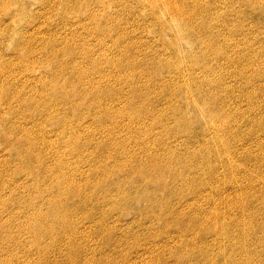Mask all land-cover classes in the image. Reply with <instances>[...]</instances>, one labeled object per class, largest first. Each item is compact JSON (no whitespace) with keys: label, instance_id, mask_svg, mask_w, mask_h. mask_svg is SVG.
Masks as SVG:
<instances>
[{"label":"bare ground","instance_id":"obj_1","mask_svg":"<svg viewBox=\"0 0 264 264\" xmlns=\"http://www.w3.org/2000/svg\"><path fill=\"white\" fill-rule=\"evenodd\" d=\"M145 2L157 26L154 33L159 39L154 42L163 49L158 58L155 56L157 60L151 56L155 60L151 65L149 49H137L119 24H110L104 15L80 21L75 14L82 3L46 6L57 17L61 15L56 25L67 28L63 33L46 22L40 26L47 31L46 38L37 37L36 29L19 30V42L13 49L24 47L18 54L22 71L51 66L53 79L21 86L30 89L26 93L9 86L12 83L0 67L4 150L21 163L13 167L3 159L5 155L0 160V198L7 195L0 200V264H48L49 252L55 251L59 253L54 264H144V257L138 255L136 260L129 254L149 245L152 223L160 226L154 233L162 240L155 252L144 250L146 255L155 253L148 264H264V255L258 257L264 253V218L260 213L264 208L254 211L257 204L264 207V195H257L255 186L258 182L264 187V161L254 157L255 164L239 168L241 159L252 158V149L264 155V53L251 56L250 52L257 51L251 45L243 49L250 43L245 32L264 24V0ZM235 2L241 5L240 10L233 9ZM257 5L262 9L257 10ZM7 6H3L6 12ZM158 10L164 12L167 22L156 16ZM69 14L73 21L66 19ZM232 15L236 23H231L227 35L228 28L223 33L221 25L228 27ZM171 27L168 41L163 40ZM69 38L82 44L71 46ZM161 72L165 77L160 79ZM252 76L258 79L257 84L251 81ZM231 78L241 84L230 85ZM236 91L240 96L236 97ZM60 93L72 101L68 97L60 100ZM157 97L169 107L157 110L150 102ZM233 99L244 102L246 110L233 108ZM141 104L143 112L138 111ZM184 107L192 116H187ZM79 108L82 115L77 114ZM5 116H9L7 120ZM149 116L152 124L146 125ZM171 122L178 130L168 128ZM195 123L197 127L191 128ZM160 124L165 139H151L152 128ZM135 126L145 130L143 135L133 131ZM236 141L242 157H237ZM14 145L18 148L13 149ZM221 149L229 155L225 159L220 158ZM250 172L259 176L249 177ZM13 173L24 174L29 183L9 177ZM15 184L22 187L21 194L12 187ZM42 185L48 190L40 191ZM36 196L41 205H35ZM141 199L147 208L136 210L128 224V206L137 207ZM201 202L211 207L199 209ZM6 206L20 209L24 223ZM94 207L100 209L98 220H92L96 212L89 209ZM254 221L258 226L252 225ZM243 229L262 237L246 241L249 236L245 237ZM94 231L108 244V253L87 245ZM171 231L176 233L173 242L180 244V250L168 243ZM61 232L72 234L62 245L66 237L59 241L54 236ZM132 232L142 238H125ZM20 233L25 238H18ZM109 234L117 238L106 237ZM30 246L37 254L36 262L26 254ZM14 250L22 252L20 263L10 255Z\"/></svg>","mask_w":264,"mask_h":264},{"label":"rangeland","instance_id":"obj_2","mask_svg":"<svg viewBox=\"0 0 264 264\" xmlns=\"http://www.w3.org/2000/svg\"><path fill=\"white\" fill-rule=\"evenodd\" d=\"M75 1H77L76 3H77V5H79V4H83V6L81 7L80 5H79V7H80V9H79V12L77 13V14H75V16L76 17H78V19H80V21H89L90 19H91V17L92 16H99V17H101L102 15H104V16H106V18H107V20L109 21V23L111 24H115V25H117V24H119L120 26H118V27H120V29H122L123 31L125 30V32H126V34H128L129 36H130V38L133 40V41H135L136 42V44H135V46H137V47H139V48H137V49H141V51H144L143 49H149V52H148V62H150V63H148V64H150L151 65V63H154L155 62V60H157L156 59V57L157 56H160L159 54H161L162 53V51H163V49L162 48H160V46L158 45V44H156L157 42H154V41H156L155 39L156 38H158V36L154 33V28H156L157 26H154L153 25V23H155L154 21L155 20H153L154 18H152V14H151V12H150V10H149V7H148V4H146V2H145V0H96L97 2H95V0H81V1H79V0H0V67H1V69H2V71H3V74H4V76L6 77H9V78H6L7 79V81H8V83H12L11 85H9V86H11L12 88H14V87H17V89L18 90H25L26 91V93H28V91H30V89L28 88V89H22V88H24L25 86H32V84H33V86H37V85H39L38 83H40L41 84V82H43V81H45V80H47V81H49V79L50 80H52L53 79V77L52 76H50L49 74H51V70H49L50 68H51V66H49V68L48 67H46L45 65H41V66H39V67H37L33 72H29V71H22V69L24 68V65L23 64H20V62H21V58L19 59V55L21 54L20 53V51L22 52V50H23V52L25 51L23 48L21 49H19L18 48V50H16L15 51V49H13L14 47H16L17 46V44H18V42H19V30H23V32L25 31L24 29L26 28L27 30H28V32H31V30H33V29H36V30H38L39 31V33H37L36 35H37V37H41V36H43L44 38H46L47 37V35H46V33H47V31L45 30V28L44 27H40V26H42L43 25V23L44 22H46V24H49V25H51V29H53L54 31H56V32H59V33H63L64 31H65V29H67V28H65V29H62L61 28V26L60 25H56V23H58V20H60L59 19V17L61 16H59V17H57L56 16V14H54V12H51V11H49L47 8H46V6H49V7H55V8H62L63 7V4H68V5H72L73 3H74V5L76 4L75 3ZM138 1H140V2H138ZM176 1H178V0H176ZM184 1H187V2H190L191 0H184ZM258 1V0H257ZM3 2V3H2ZM5 3H7L8 4V8H9V10H8V12H6V10H4V7L7 5V4H5ZM1 4L4 6H1ZM5 4V5H4ZM72 7V6H71ZM240 7H241V5L238 3V2H235L234 4H233V9L236 11V10H240ZM82 8V9H81ZM2 9H3V11L6 13H4V12H2ZM260 9H262V6L261 5H257V10H260ZM43 11H45L47 14H44V12ZM43 13V14H42ZM12 15V16H11ZM15 16V17H14ZM72 16L73 15H70L69 14V16L66 18V19H70V21H73V18H72ZM156 16L161 20V21H165V22H167V20H165L164 19V17H165V14H164V12L162 11V10H158L157 12H156ZM93 18V17H92ZM115 19V20H114ZM106 20V19H105ZM113 20V21H112ZM249 20H251V19H249ZM257 22H261V21H259V20H256ZM229 26L228 27H226V26H224V25H221V30H223V33H225L226 32V30L225 29H227L228 28V33H227V35H229V33H230V31H231V23H236L235 21H234V16L232 15L230 18H229ZM250 22V21H249ZM248 22V23H249ZM217 26H218V24H217ZM8 28V29H7ZM90 28H91V26H90ZM255 27H253L251 30H248V31H246L245 32V35L246 36H248L249 37V40H250V43L249 44H247V45H245V48H243V49H247V47L248 48H250V47H252V49L253 50H257V51H255V52H250L251 53V56L253 55H258V54H262V53H264V24H262V25H260L259 23H258V29L256 30V31H254L253 29H254ZM117 29V28H116ZM119 29V30H120ZM168 29V28H167ZM216 28H213V30H215ZM256 29V28H255ZM14 30V31H13ZM88 31L87 32H89V31H92V29H87ZM235 28H233V34L235 33ZM18 31V32H17ZM67 31V30H66ZM168 33H166L167 34V36H164L163 37V40H165V41H168V39H167V37H170L171 36V34H172V27H171V29L169 30L168 29ZM14 32V33H13ZM17 32V33H16ZM78 32H81V29H78ZM91 33V32H90ZM28 34V33H27ZM89 34V33H88ZM238 33L236 32V35H237ZM4 35V37H2ZM239 35V34H238ZM23 36H25L26 37V34H23ZM155 36H157V37H155ZM24 37V38H25ZM36 37V36H35ZM247 37V38H248ZM256 38V39H255ZM6 39V40H5ZM72 38H69V40H68V44H70L71 46H80L82 43L80 42V41H75V40H73V42H72V40H71ZM88 39H90V42L89 43H91V44H95V42L91 39V38H86V40L87 41H89ZM135 39V40H134ZM159 39V38H158ZM5 40V41H4ZM17 40H18V42H17ZM71 41V42H70ZM147 41V42H146ZM76 42H80L79 44L78 43H76ZM253 42V43H252ZM262 42V43H261ZM3 43V44H2ZM15 43V44H14ZM261 43V44H260ZM74 44V45H73ZM77 44V45H76ZM145 44V45H144ZM259 44V45H258ZM32 47L34 46V44H33V42H31V44H30ZM147 45V46H146ZM251 45V46H250ZM250 46V47H249ZM13 49V50H12ZM145 49V50H146ZM160 49V50H159ZM241 49V48H240ZM13 51H15L14 53H13ZM41 51H43V53H45L46 54V52L44 51V50H41ZM150 51H151V53H150ZM158 52V54H156ZM161 52V53H160ZM257 52V53H256ZM253 53V54H252ZM19 54V55H18ZM150 54H152V55H150ZM163 54H164V52H163ZM154 55V56H153ZM157 55V56H156ZM154 58L155 56V60H154V62L152 61L153 60V58ZM150 57V58H149ZM152 58V59H151ZM158 58V57H157ZM151 59V60H150ZM65 61H69V58H66V59H64ZM80 60H82L81 58L79 59V61ZM16 61V62H15ZM19 62V63H18ZM9 64H11V65H9ZM12 64L14 65V66H12ZM152 65H154V64H152ZM10 66H12V67H10ZM102 66L104 67V68H106V66L105 65H103V63H102ZM14 67V68H13ZM46 67V68H45ZM10 68H12L11 70H10ZM44 68H45V70H44ZM107 68L108 69H110L109 68V66H107ZM12 70H14V71H12ZM40 72H39V71ZM232 70V69H231ZM5 71V72H4ZM11 71V72H10ZM44 71V72H43ZM230 70H225V72H229ZM8 73V74H7ZM13 73V74H12ZM27 73V74H26ZM30 75H29V74ZM34 73V74H33ZM38 74V77H37V74ZM162 73H164V72H161V73H159L158 74V77L161 79V78H164L165 77V73L164 74H162ZM47 77V75L49 76L48 78H46L44 75ZM10 75V76H9ZM12 76V77H11ZM32 76L34 77V79L32 80ZM164 76V77H163ZM14 77H15V79H14ZM52 77V78H51ZM253 77V76H252ZM253 78H255L254 80H253ZM253 78H251L252 80V82L255 84H257V82L256 81H258V79L256 78V77H253ZM31 81H30V80ZM37 81H36V80ZM43 79V80H42ZM56 79V78H55ZM168 78H166L164 81H166ZM41 80V82H39ZM239 79H236L235 80V78H231V81H228L229 83H230V85H234L235 86V83H236V86L238 85V84H241L240 83V80L238 81ZM13 81V82H12ZM35 81V82H34ZM29 82H30V84H29ZM33 82V83H32ZM37 82V83H36ZM62 82V81H61ZM108 82V81H107ZM259 82V81H258ZM25 83V84H24ZM109 83H112V81L110 82V80H109ZM162 83V86L163 85H165L166 84V82H161ZM160 83V84H161ZM36 84V85H35ZM160 84L159 85H157V86H160ZM13 85V86H12ZM25 85V86H24ZM58 85H60V84H58ZM21 86H23L22 88H21ZM59 88H60V86H58ZM242 87V86H241ZM19 88H21V89H19ZM126 89V88H125ZM236 90H237V87H236ZM24 91V92H25ZM26 93H24V94H26ZM31 93V92H30ZM29 93V94H30ZM236 94L238 93V91H236L235 92ZM61 94V93H60ZM28 95V94H27ZM59 96V98H60V100L62 99V101H65L66 99H67V97H68V95L66 96V94L64 95V97H63V93L61 94V95H58ZM237 96H240V94L238 93L237 95H236V97ZM70 100H71V98L70 97H68ZM158 99V100H157ZM70 100H67L66 102H69ZM151 101V104H155L154 106H156V109H157V107H158V109L157 110H161V111H163V109H167L169 106L167 105L166 106V104L163 102V100H160L158 97L157 98H151L150 99ZM234 100V104H235V102H236V104L233 106V108H235L236 106V108H242L241 110H243V108L246 110V105L245 106H242L243 104H245L244 102L243 103H240L239 104V100L237 99V101L235 100V99H233ZM72 101V100H71ZM158 101V102H157ZM159 102L163 105V106H161V104H159ZM183 102H184V100L183 101H181V102H179V105H182L183 104ZM157 104V105H156ZM165 104V105H164ZM233 104V103H232ZM143 105L141 104V105H139L138 106V108H139V110L138 111H140V112H143V107H142ZM0 109H2L3 108V106L2 105H0ZM171 107V106H170ZM182 107V106H181ZM185 108V107H184ZM80 109V108H79ZM142 109V110H141ZM244 110V111H245ZM1 111V110H0ZM68 110H66V111H62V115L64 116L65 115V113L67 112ZM243 111V112H244ZM26 112V114L27 115H29V112L28 111H25ZM185 112H186V114H187V116L188 117H190V116H192L191 115V113L185 108ZM64 113V114H63ZM84 113V111L83 110H78L77 111V114L78 115H82V114ZM171 113V112H170ZM169 113V117L172 115V113L170 114ZM148 114V113H147ZM149 115V114H148ZM161 115V116H160ZM8 117L9 116H5V119L7 120L8 119ZM158 117H162V113H158ZM164 117V116H163ZM4 119V118H3ZM151 116H149L146 120H145V124L146 125H149V124H152L151 123ZM200 121L202 122V121H204V118L203 117H201V119H200ZM158 122H159V120H158ZM149 123V124H148ZM161 125H163V124H160V125H157V126H155L154 128H152V136L150 137L151 139H155V138H157V137H160V138H163V139H165V137L162 135V134H164L165 132L164 131H162V127H161ZM137 126V125H136ZM136 126H135V128H133V131L134 132H136L138 135H141L142 134V132L143 131H145L144 129H136ZM195 126V127H194ZM92 127V126H91ZM138 127V126H137ZM142 127V126H141ZM191 128H196L197 127V124L195 123V124H192L191 126H190ZM168 128H174L175 130H178V126H177V124H175L174 122H171L170 124H169V126H168ZM156 129V130H155ZM45 131H47V132H50V129L49 128H46V129H44ZM155 133H154V132ZM139 132V133H138ZM144 133V132H143ZM148 133V132H147ZM159 133V134H158ZM0 155H1V157H0V160H2V157H3V159L5 160V158H7L6 160L9 162V164L11 165L12 164V166L13 167H15V166H17V167H19L20 165H21V163H20V160L19 159H13V158H11V157H9L8 155H9V153H8V151H6V150H4V147H5V143H6V138H4L3 137V135H2V133H1V131H0ZM149 134V133H148ZM143 135V134H142ZM5 140V141H4ZM2 141V142H1ZM164 141H167L168 142V140H164ZM254 142V141H253ZM263 142V141H262ZM11 143H13V142H11ZM237 143H239V142H237L236 141V148H237V150H238V153H237V157H242L243 155H242V151H241V147H239V144H237ZM128 144V143H127ZM132 145V144H131ZM16 148H18L17 147V145H14L13 146V149H16ZM128 148V147H127ZM136 149V148H135ZM6 151V152H5ZM8 153V154H7ZM7 154V155H6ZM250 154H252L251 156H252V158L251 159H249V158H243V159H241L242 161H241V166L239 167L240 169H242L243 167H245V166H249V165H252V164H255L253 161H254V157H256V158H259V157H261L262 159H263V161H264V155L263 156H260V152H259V150H255V149H252L251 150V152H250ZM255 155V156H254ZM227 156H229V155H227V153H225L222 149H221V151H220V158L221 159H225ZM16 161V162H15ZM71 161V160H70ZM74 160H72V162H73ZM18 163H20V164H18ZM14 164V165H13ZM87 163H85V169H87ZM256 166H253V170H257V168L258 167H256ZM255 168V169H254ZM37 169L36 168H34V171H36ZM258 177L259 175H257V172H250V175H249V177ZM9 177H14V178H16V179H18V180H20V181H25V182H27V183H29L28 182V179H27V177L24 175V174H15V176H14V173H13V175L12 176H9ZM257 180V179H256ZM125 185H124V189L125 190H127L128 189V185H126V184H128V181L126 182V183H124ZM255 186H256V188H257V191H256V194L257 195H261V194H263L264 195V187L262 186V184H260V183H258V182H256V184H255ZM13 188H15V190H17V192H18V190H19V194H21L22 192H23V190L20 188V185L19 184H15L14 186H12ZM17 187V188H16ZM39 190L40 191H42V190H48V187H47V185H42L40 188H39ZM229 190L230 189H228V190H226V193H228L229 192ZM95 195H98V193H96L95 192ZM7 197V195H5V197H3V198H0V200H4L5 198ZM38 199H39V201H38ZM186 198H184L183 200H185ZM34 203H35V205H41V203H40V198L39 197H37L36 196V198L34 199ZM40 203V204H39ZM73 202H71V204H72ZM70 204V205H71ZM7 205H11V203L10 204H7ZM14 205H17V204H14ZM135 205V204H134ZM201 207L199 208V209H202L203 207H204V209H202V210H207V208H210L211 206L208 204V203H202L201 202ZM204 205V206H203ZM7 207V206H6ZM10 211H13L12 213H15L16 214V217L19 219V222L21 223V224H23L24 223V221H25V216H19V213L21 212L20 211V209H17V208H15V209H13V210H11L9 207H7ZM95 208V207H94ZM94 208H90L89 210H91L92 209V212L91 213H95L94 214V216H93V218L91 217L92 216V214H91V218H92V220H98L100 217H101V215L99 214V210H98V207L97 208H95L96 210L95 211H93V209ZM119 207H117V209H118ZM145 208H147V203H146V201L145 200H143V199H141L140 200V202H139V204H138V206L136 207V206H133L132 204H130L129 206H128V208H127V213H126V217H127V220H130L129 222H128V224H130L131 223V221L136 217V215H137V211L136 210H144ZM262 208H264L263 207V205H259V204H257V205H255L254 206V211H260ZM98 210V211H97ZM102 210H104L105 212L108 210V208L107 207H103L102 208ZM260 213H262V217L264 218V210H261L260 211ZM14 214V215H15ZM248 213L247 212H245V217L247 218L248 217ZM80 215H78L77 217H78V219L81 217H79ZM230 217V216H229ZM229 217H227L226 218V222H229L230 220H229ZM65 218V217H64ZM17 219V220H18ZM69 222V220H64V223H68ZM149 223V222H148ZM258 223H257V221H254L253 223H252V225L253 226H258L257 225ZM151 226H152V233L149 235V237L147 238L148 240H149V245L148 246H145V247H143V248H141V249H136L135 251H132L130 254H129V256H131V259H136L137 260V256L138 255H140V256H142V257H144V264H148V259H149V256L151 255V254H155V253H150V254H148V255H146L145 254V249H147V250H152V251H154L155 252V249H156V245H157V243L159 242V241H161L162 239H160V238H158L157 237V235L154 233V231L155 230H157L158 228L160 229V226L159 225H157V223H152L151 224ZM90 230L92 229V228H89ZM15 230H16V228H12V231L13 232H15ZM240 230V229H239ZM135 231V230H134ZM238 231L237 230H233V233H237ZM169 233H171V234H168V243L170 244V245H172V249H178V250H180L181 249V247H180V244H177L176 242L174 243L173 242V240H174V238H176V233H175V235L174 234H172V233H174V232H169ZM243 233H245V237H248L247 238V240L246 241H255L254 239H255V237L256 238H260V237H262V235H261V233H255V235H250L249 233H248V231L246 230V229H243ZM140 234V233H139ZM139 234H136L135 232H132V233H130V234H125V238H142V236L141 235H139ZM70 235H72L71 233H64L63 232V234H62V232L61 233H56L54 236L56 237V240L57 239H59V241H62V238L61 237H66V238H64L63 239V241H62V243H60V245H62L63 243H65L66 241H68L67 239H68V237L70 236ZM102 235H105V233H102ZM90 236H93L92 238H91V241H89L88 243H87V245L88 246H91V248H95V250H97V251H101V252H106V253H108V244L106 243V242H103V241H101L100 240V237H102L101 235L99 236V235H96V233H95V231L94 232H92L91 234H90ZM99 237V238H98ZM106 237H108V238H111V239H113V238H117V237H114L113 235H106ZM18 238H25V236H24V234L23 233H20L19 234V236H18ZM140 240V239H139ZM241 242V241H240ZM83 244V243H82ZM176 244V245H175ZM174 245L176 246V247H174ZM179 245V246H178ZM79 246H80V243H79ZM179 247H180V249H179ZM67 249H68V246H67ZM58 251H55V253L54 252H49V255H48V261H47V263L48 264H54L55 263V260H54V258L55 257H57V255H58ZM26 254L27 255H30L31 256V260L33 261V262H36L37 261V254L35 253V251L33 250V247L32 246H30L29 247V249L28 250H26ZM83 254H85V253H83ZM10 255L17 261H19V263H20V260H22V252L21 251H16V250H14L13 252H11L10 253ZM26 255V256H27ZM79 255L81 256V252L79 251ZM256 256H257V254H255ZM264 255V253H259V256L258 257H261V256H263ZM148 256V257H147ZM156 255H154L153 257H155ZM20 259V260H19ZM63 261V260H62Z\"/></svg>","mask_w":264,"mask_h":264}]
</instances>
